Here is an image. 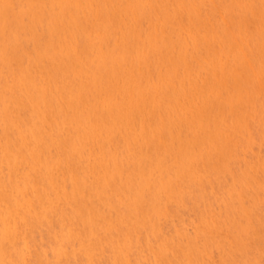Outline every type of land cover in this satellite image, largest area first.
Masks as SVG:
<instances>
[{"label":"bare ground","instance_id":"6f19581e","mask_svg":"<svg viewBox=\"0 0 264 264\" xmlns=\"http://www.w3.org/2000/svg\"><path fill=\"white\" fill-rule=\"evenodd\" d=\"M0 264H264V0H0Z\"/></svg>","mask_w":264,"mask_h":264}]
</instances>
